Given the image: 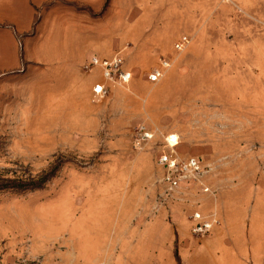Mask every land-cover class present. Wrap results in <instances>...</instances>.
Masks as SVG:
<instances>
[{"label":"rangeland","instance_id":"rangeland-1","mask_svg":"<svg viewBox=\"0 0 264 264\" xmlns=\"http://www.w3.org/2000/svg\"><path fill=\"white\" fill-rule=\"evenodd\" d=\"M45 1L0 0V264H92L98 248L104 258L125 198L127 210L161 222L209 213L201 79L264 65V0H114L106 8ZM115 55L131 80L98 97L92 87L104 80L96 82L101 70L89 58ZM162 60L169 67L148 82ZM142 125L150 140H138ZM169 134L206 172L167 194L156 159ZM256 136L246 142L249 156L261 145ZM44 174L40 187H22Z\"/></svg>","mask_w":264,"mask_h":264},{"label":"crops","instance_id":"crops-1","mask_svg":"<svg viewBox=\"0 0 264 264\" xmlns=\"http://www.w3.org/2000/svg\"><path fill=\"white\" fill-rule=\"evenodd\" d=\"M25 1L33 4L32 0ZM46 1L50 6L90 2ZM97 1L99 8H106L114 0ZM134 2L137 0H127L126 4ZM207 49L202 47L201 52L206 53ZM263 66L255 72L250 67L219 68L201 79L200 152L212 166L214 176L204 177L203 193L212 197L209 212H214L218 219L212 232L194 237L188 219V224L182 218L173 223L161 222L155 215L146 217L144 211L127 210L125 198L119 235L111 240L113 244L104 252V258L100 248L96 250L92 264H264ZM98 81H103L100 74ZM94 83L87 86L88 91ZM252 134L258 135L261 145L254 146L257 153L249 156L244 151L250 148L246 142ZM241 138L246 139L244 144ZM129 163L127 160L126 164ZM139 196L146 198L144 192ZM167 209L173 208L168 204ZM80 259L74 256V262Z\"/></svg>","mask_w":264,"mask_h":264},{"label":"built area","instance_id":"built-area-1","mask_svg":"<svg viewBox=\"0 0 264 264\" xmlns=\"http://www.w3.org/2000/svg\"><path fill=\"white\" fill-rule=\"evenodd\" d=\"M182 45V43H175L174 48L181 50ZM88 67H98L101 70L104 81L92 87V92L98 97L106 96L110 87H126L131 80V72L125 68L123 59L118 55L112 58L92 57ZM167 67H169V62L162 60L160 69L147 74V81L151 83L159 81L163 76V70ZM144 128L143 125L138 128V140L140 141L150 140L154 135L152 131H145ZM164 141L165 150L158 154L156 162L161 167L160 182L164 184L167 194L175 192L181 184L201 182L202 173L206 170L203 169L200 160L195 156H183L177 152L176 148L179 145L177 135L169 134ZM188 216L190 233L194 237L208 235L218 225L214 212L203 213L200 210H193Z\"/></svg>","mask_w":264,"mask_h":264},{"label":"trees","instance_id":"trees-1","mask_svg":"<svg viewBox=\"0 0 264 264\" xmlns=\"http://www.w3.org/2000/svg\"><path fill=\"white\" fill-rule=\"evenodd\" d=\"M49 179V175L44 174L39 176L37 179H32L28 184H23L22 187L24 188H38L40 187L45 181ZM178 261V259H177Z\"/></svg>","mask_w":264,"mask_h":264},{"label":"snow or ice","instance_id":"snow-or-ice-1","mask_svg":"<svg viewBox=\"0 0 264 264\" xmlns=\"http://www.w3.org/2000/svg\"><path fill=\"white\" fill-rule=\"evenodd\" d=\"M173 139H175V138H173Z\"/></svg>","mask_w":264,"mask_h":264}]
</instances>
